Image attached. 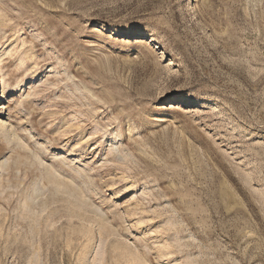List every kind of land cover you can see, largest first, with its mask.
I'll return each instance as SVG.
<instances>
[{"label":"rangeland","instance_id":"obj_1","mask_svg":"<svg viewBox=\"0 0 264 264\" xmlns=\"http://www.w3.org/2000/svg\"><path fill=\"white\" fill-rule=\"evenodd\" d=\"M0 125V264H264V0H0Z\"/></svg>","mask_w":264,"mask_h":264},{"label":"bare ground","instance_id":"obj_2","mask_svg":"<svg viewBox=\"0 0 264 264\" xmlns=\"http://www.w3.org/2000/svg\"><path fill=\"white\" fill-rule=\"evenodd\" d=\"M166 102L167 103H171V102H175V101H177V100H181L182 101V98H178V97H176V96H168V97H166ZM1 126V125H0ZM41 194V193H40ZM95 211V210H94Z\"/></svg>","mask_w":264,"mask_h":264}]
</instances>
